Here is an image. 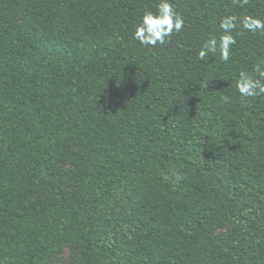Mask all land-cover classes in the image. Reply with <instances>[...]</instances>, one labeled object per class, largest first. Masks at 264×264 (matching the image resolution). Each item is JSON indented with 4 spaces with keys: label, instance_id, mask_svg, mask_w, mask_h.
<instances>
[{
    "label": "trees",
    "instance_id": "trees-1",
    "mask_svg": "<svg viewBox=\"0 0 264 264\" xmlns=\"http://www.w3.org/2000/svg\"><path fill=\"white\" fill-rule=\"evenodd\" d=\"M65 246L264 264V0H0V264Z\"/></svg>",
    "mask_w": 264,
    "mask_h": 264
},
{
    "label": "rangeland",
    "instance_id": "rangeland-1",
    "mask_svg": "<svg viewBox=\"0 0 264 264\" xmlns=\"http://www.w3.org/2000/svg\"><path fill=\"white\" fill-rule=\"evenodd\" d=\"M72 165L68 166L71 169ZM227 235V230H219L214 235L215 237H224ZM83 258L82 254L76 250H73L69 246L62 248L61 253L58 257L51 260L48 264H82Z\"/></svg>",
    "mask_w": 264,
    "mask_h": 264
}]
</instances>
